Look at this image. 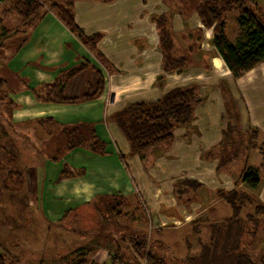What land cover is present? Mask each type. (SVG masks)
Here are the masks:
<instances>
[{
    "label": "rangeland",
    "instance_id": "374dc122",
    "mask_svg": "<svg viewBox=\"0 0 264 264\" xmlns=\"http://www.w3.org/2000/svg\"><path fill=\"white\" fill-rule=\"evenodd\" d=\"M254 1L256 7L255 10L258 14L262 16L264 20V0ZM11 2H14V0H5L0 2V75L2 77L5 76L7 80L9 79V83L7 84L6 80L5 84L7 85L0 89V154L2 153L6 155V158H14L15 162L13 165L10 163L5 164L4 169L6 171L3 168L0 169V252L5 253L8 257L7 259H10V261H12V259L15 260L17 264H73L75 260L77 261L82 257H86L88 255V252L89 258H93L98 254H100L101 257L105 258V255H107L109 258L108 261H110L108 264H111L113 255L116 252L117 244L121 245L124 248V254L127 255L129 254V252L131 253V251L126 250L125 248L126 242L120 238L123 235V233H121L122 229L117 227L116 233L113 235L112 238H110L109 236L107 238L105 236L100 235V232H98L97 227L100 225V223H98L96 220L99 218L98 215H96V218H94L95 222H92L90 225L82 224V221L79 225L75 220L73 221V216L71 215L58 224L49 225L48 223H46V220H43L42 218L40 212L41 208H36V205L38 203L35 198L37 184L35 183L34 177L30 178L29 175H27L26 167L31 162L35 161V159L41 154V151L39 150L40 140H38V136L42 134L46 135L50 131V129H48L44 124V121H46V118L48 117L40 116L30 120L20 121H15L12 118L15 117V115H18L16 114L17 108L15 107L16 104L14 106V102L12 105L7 103L8 99L6 97V86L14 87L18 82L24 83L28 81V78L19 79L18 74L16 76L10 77L9 69L6 66V61L8 60L9 56L11 57L14 54L17 48V42L20 41L24 35H27L28 38V42L24 45L25 50L32 45L39 47V50L37 49V55L35 56L36 51L32 55L35 56V61L39 62V64L36 66H41L43 64L41 56L44 55L45 51L56 52L58 54L57 49L59 40L60 42H62V45L60 44L61 48L67 51L63 44L68 41V39H71L72 36L69 33L70 31H68L66 26H63L64 24L60 22V20L56 17L57 15L52 11L46 14V16L42 19V22H39L34 32L24 33V29L26 28L21 26V18H19V16L14 12H11L9 14L5 12L7 5L9 3L11 4ZM75 11L78 21H81L82 24L86 27V29L89 30H85L87 33L90 34L92 32L101 31L102 33H104L103 38L104 36H108L106 39L102 38L98 45L106 55V60L111 63V70H114V65L110 60L111 58H109L108 56V50L109 52H111L113 45L120 44V37H125L129 35H133V37H136L135 35H138V28L133 27V22L144 21L145 23H147V25L144 27L145 29L143 32L147 36L145 38L147 39L150 47L147 51H145V54H139V58H135L140 60L142 58L145 67L148 68H152L156 64V70L159 69L158 71H161V65L155 62V57L153 56L155 55L156 57L160 58L163 53L162 48L158 42L157 30L155 25L151 23L152 20L142 19V13H149L150 16L154 18L156 14H161L163 12H171V6L164 4V0H148V5H146L144 0H75ZM133 12L134 14L132 15V18L130 20L126 16V13L131 14ZM138 12H140V14H138ZM198 18L200 19L197 13L185 18L184 16L179 15L176 12L173 14V17H171L172 21H178L180 19H184L183 21H185L183 23L185 28L182 30H179V28L176 25L174 26L172 22V25L174 26L173 28H175L176 31V36L179 41L183 44V46H186V44L189 43L188 38L192 37V34L195 35V37L198 34L197 32H195L197 28H190L197 24L198 21H201V19L199 20ZM224 19L227 24L228 37L233 43H235L236 40H238L242 36V29L238 23V13L236 11L228 13L225 15ZM175 23L179 24L177 22ZM122 25L125 26L127 29H130L131 27L132 29L129 31H125L123 28L122 32L125 33L123 34V36H117V41V38H115V36L118 35V26ZM200 29L203 32L201 34V38L204 37V39L202 41L200 39L199 47H195L194 56L195 60L202 64V68L194 67L192 69L182 70L181 74H178L179 71H176L175 73L169 75L163 74V80L158 79L160 77H158V75H161L162 73L159 74V72H157V76L155 77L154 72L151 73V71L147 70L148 75L145 86L149 85L150 82H154V78H156L155 84L159 89H161V87L164 86L162 83H165V79L169 78L176 79L177 81H182V84L190 83L192 80H197L202 83V90L204 91V93H207L209 90H213L209 94L208 100L212 99L213 96L215 97V103L211 104V106L213 107V111H215V114L219 117V120H217L216 117L211 122L205 120L206 124L210 123V128L212 130L210 131V128L205 127L204 124L203 136L206 135V137H202V140H200V137H198L196 141L192 142L195 143L192 145L185 144L184 140H189L188 138L190 137L192 131L198 130V126L196 124L200 125L201 122H196L195 120L194 123L188 125L187 128L177 129L176 137L172 141V143L174 141L176 142L172 146H174L176 143H181L180 150H177V155H170L168 158H166L165 161L169 164L167 166H171L173 167V169L175 168L174 173L186 172L189 173V175L194 174L195 176L200 174L199 176L201 177V179H203L202 181L205 185L203 187L204 199L206 198V201L204 200V203L207 206L203 205V207L205 206L204 208L206 209L203 210V207L201 208V213L197 216L196 222L198 224L200 223L201 227L206 226L209 222H215L213 230L217 231L221 228V225L228 224V220L226 219L227 216H218V212L219 214H222L225 211H229L231 215V207L224 199V196L227 191H230L233 188H238L246 189L254 197H256V195H259L260 192L261 194H264V168H260L263 161L262 153L259 148L251 150L250 155L247 158L242 153L240 158L236 160L230 167V170L232 171L226 168L227 170H222L219 173L214 170L216 167L215 163L217 161V158L214 159L210 158L207 155L205 156V154L202 155L203 150L210 148V146L216 140H214L215 131H217V134L219 135L221 133V129L225 126V120L222 117L223 102L220 101L221 96L219 94L220 90L223 91V87H219L217 85L219 91L217 90L216 83L218 82V77L215 79L213 71H215L219 75H225L227 73V67H225L221 58H219L220 56L216 53V50L211 41L214 26L212 25L207 27L205 23L202 22V28ZM43 38L46 40V45L41 43V39ZM143 41L144 39L142 37H138L135 40L137 48L141 46L140 44ZM70 44L74 46L75 42L73 44ZM115 53L116 51L114 50V54ZM26 54L27 53L25 51L21 54V56H26ZM145 55L149 64H151V61H153V64L151 66L146 64ZM126 60H128L129 64V61L132 60V57H130V59L127 58ZM32 62L34 63V61ZM113 62L115 64L118 63L115 60ZM124 63L125 59H119V66H125ZM8 64L10 66V63ZM57 64L59 63H56L54 65ZM118 65L116 64V66ZM210 66L213 67L212 70H210ZM58 68L59 66H56V69H54L55 73L60 71V69ZM263 69L264 68L262 66L256 68V70L254 71L256 77L260 75L261 76L257 79V82H253L250 84L245 83L244 80L250 79L254 77V75H246L241 80L234 81L229 71V76H227V79L232 85L233 94L235 96V99L238 101L243 126L248 127L249 125H251L252 127H257L260 131V142L264 143ZM4 71L6 74L4 73ZM89 74L92 76L90 72H86L81 74L83 75L82 79L79 77L70 79V81H74L76 87H74L72 83L70 88V83L67 82L64 88H66L68 94L77 95L84 91L86 92L89 88V85L87 88H85L84 81L88 79ZM67 79L68 78H65L64 81H67ZM77 79L81 80L76 81ZM137 79L140 81L139 77ZM115 81L117 82V80ZM81 83L84 85L83 87L81 86ZM152 91H154V89H152ZM79 103L82 102H78L76 104ZM52 108L53 106L51 107V109ZM257 108L258 111H255ZM52 110L56 112L60 109ZM221 112L222 116L220 117ZM73 113H66L65 115ZM212 114H214V112ZM211 116L214 117L213 115ZM112 117L113 115L110 114L108 118ZM106 120L107 119H105L103 122L105 123ZM29 122H32V124H29ZM94 122H96L97 125L99 124V122L97 121ZM97 125H95L96 131L98 128ZM53 126L54 125L49 127ZM97 133L100 135V133H102V130L100 129V133L99 131H97ZM188 133L189 135L187 136ZM62 135H60L58 138L52 139L54 140L51 146L52 149L50 147L52 153L55 152L57 147H59V142H61ZM103 137H106V135L104 134ZM103 137L101 138L106 141L107 144H112L116 141L114 137L109 136V140ZM179 139L181 140L180 142H178ZM172 143H163L152 148L150 153L147 155L145 161H143V159L141 158L142 164L147 167L154 165L156 156L159 157L161 154H163L164 151L168 149V146H170ZM61 145L62 143L60 144V146ZM80 147L86 148L90 151V149L86 146ZM53 154H56V152ZM172 157L176 158V166H173L174 164L170 162L172 161ZM134 162L136 161H133V163ZM32 166L33 168H36L37 162L32 163ZM247 166L256 168L259 171V189H251L249 185L242 180L241 182L244 185H239L235 187L232 186V188H229L230 186H228V178L233 177L234 179H236L239 176L240 171ZM9 167L10 169H17L22 171L23 176L16 175L12 178H7V172ZM173 169H171L170 171H172ZM227 174H229L230 177H227ZM18 176L19 179L17 180ZM40 176L41 170H38L37 178L41 179L42 176ZM128 177H130L129 173ZM163 177L164 174L162 173L159 179L162 183L164 182ZM122 179L125 180L124 177H122ZM155 182L159 184L157 180H155ZM136 187L137 185L135 186V188ZM165 188L166 187L163 186L161 187V190H164ZM168 189L170 191L171 188ZM124 193L125 191H123V194ZM200 194L201 191L199 192V196ZM134 196H136L137 199L135 200L137 203L139 202V207L143 209V215L145 216V211L147 209L146 206L150 211L149 205L151 204V202L147 201L141 189L139 190V193H135ZM127 202L128 204L124 207V209L132 210L135 207L134 199L131 198V200H127ZM181 202H178V204H182L184 207H187L185 204H183L185 201ZM256 202L258 203V200ZM161 204L165 207V209H167L166 201L161 202ZM254 207L255 206L252 205L248 206L244 210L243 217L246 218L247 213L254 212ZM175 208L176 207L174 206H168L169 210H174ZM36 210L39 212H37ZM130 217V214L125 217L123 223L128 222V218ZM248 217L249 216H247V219ZM261 217H263V214H261ZM85 219L86 218H84V220ZM130 220L131 218L129 219V221ZM248 223L250 224V233L247 232L246 236H244L243 239L241 238V241L243 240V242L247 243L244 246V251H247L255 260L264 258V220L261 221V225L256 228L258 229L257 235L256 233H254V221H250ZM143 225L145 226L146 224ZM86 227H93V231L97 229V231L95 232L96 234L92 236V239L94 237L95 238L91 240V242L96 243L98 241L99 243L93 244L92 246H86L85 244L79 241L78 235L80 232H84L86 230ZM129 229L134 231L132 227L127 228V230ZM165 229L166 233L164 234L162 232H158L159 228H146L147 232L150 234V236H153L154 239H163V236L164 239H166L167 235L171 241L170 244H175L177 246L176 247L174 245H170L169 252L171 254V260L168 261V264H173V261L177 260V257L174 256L173 252L176 256H184L188 252L190 254H195L196 252L202 249L203 254L206 253L207 249H210V254H212L216 250V248L227 247L228 245L223 242L222 239L219 240L220 243L218 245V240L215 239L214 235L212 240H210V237L206 241L203 240L202 246L199 245L194 233L192 234L191 228L183 229L176 227L175 224H168V228ZM209 232H211L212 234V228H209ZM187 233L190 235L188 238ZM86 241L87 240H85L84 243H86ZM213 242H215V244ZM75 246L83 248H80L82 250L78 251L74 249ZM67 258L69 260H67ZM226 261V254H223L222 257L221 252H219L215 257L211 258L208 262H205L204 264H207L209 262V264H226ZM135 264L138 263L136 262ZM174 264L184 263L175 262Z\"/></svg>",
    "mask_w": 264,
    "mask_h": 264
},
{
    "label": "trees",
    "instance_id": "16d2710c",
    "mask_svg": "<svg viewBox=\"0 0 264 264\" xmlns=\"http://www.w3.org/2000/svg\"><path fill=\"white\" fill-rule=\"evenodd\" d=\"M164 4L171 6V12L156 14L153 18L156 23L158 42L163 52L161 56L163 73H173L181 68H202V64L195 60L194 50L195 47H199L200 39L201 41L204 39V37L201 38L203 32L200 28H197L195 30L198 33L196 37L192 34V37L188 38L189 43L183 46L172 26L171 17L175 12L185 18L197 13L207 27L214 26L212 44L216 53L224 60L230 70L234 81L264 62V20L255 10L254 0H196V2L195 0H164ZM5 10L7 14L14 12L21 18V26L26 28L24 33H32L48 12H54L60 22L87 50L97 57L101 64L109 65L105 58L106 55L98 45L104 33L96 31L89 34L84 31L77 19L75 0H14V2L7 5ZM233 11L238 13V23L242 29V36L235 43L228 37L227 24L224 19L226 14ZM27 40V35H24L17 42L14 54L24 47L28 42ZM49 68H56V66ZM86 72L92 74L87 91L77 95L68 94L66 88H64L67 82L70 83V79ZM162 75L158 76V79L163 80L164 76ZM65 78H68L67 81H64ZM5 83L6 79L0 75V89ZM216 85L223 87V91L220 90L223 102V116H221L225 120V126L221 129L220 144L217 147L208 148L205 156L216 157L218 159L216 170L222 171L227 170L226 167L238 160L242 153L247 158L251 150L259 148L263 161L260 168L263 169L264 143L260 142L259 129L251 125L248 127L243 126L238 101L235 99L232 85L227 77L219 78ZM105 87L106 79L103 70L85 59L73 67L61 70L54 82L40 83L31 88L35 98L40 102L78 103L99 98L104 93ZM7 99V103L12 105L13 101L9 97ZM203 100L202 83L192 80L190 83H177L169 86L155 99L129 102L119 111L113 113L112 118L129 142V155H138L145 161L152 148L163 143H172L176 137L177 129L187 128L188 125L194 123L198 118V107ZM46 123H52L55 127L58 122L56 119L48 117ZM95 125H97L96 122L81 121L73 123L72 126H66L61 130L63 135L59 147L55 150L56 154H61L65 150L71 151L79 146H86L93 153L108 154V144L98 135ZM14 162V158H6V155L0 154V169H4L5 164L10 163L13 165ZM69 168L71 167L66 164L62 175L68 173ZM72 171V175H84L86 172L84 167L72 169ZM16 175L23 176V173L9 167L7 178ZM259 179V171L256 168L247 166L240 171L235 185L238 186L242 180L251 189H256L259 186ZM173 185L174 195L178 202L185 201L183 204L188 208H191L192 203L200 200L199 192L205 186L198 178L185 175L177 177ZM224 199L231 207L232 214L226 218L228 224L221 225V228L217 231L213 230L215 222L212 223L211 240L215 235V239L218 240L217 244L219 245V240L222 239L223 242L228 244L227 247L216 248L212 254H210V249H207L206 253H201V255L188 252L185 256H178L173 264L175 262L204 264L219 252H221L222 257L223 254H226V264H264V258L255 260L247 251H244V246L247 243L241 241V238L243 239L246 233L249 232L250 224L248 222L250 221H254V233L257 235L258 229L256 228L264 220V205L257 203V198L252 196L246 189L233 188L227 191ZM99 200L96 202L98 205L93 206L88 214L100 211L102 214L104 212L109 214V217L118 216V226H120L119 219L121 215L126 213L124 207L128 203V198L121 192H116L100 195ZM251 205L255 206L254 212L247 213L248 219L247 216L244 218V210ZM105 214H97L103 222L105 221ZM261 214H263V217H261ZM93 217V214L89 215L85 221H82V224L90 225L95 218ZM195 222H191L196 229L194 231L193 228V233H196L199 229ZM100 228H102L101 221ZM98 232L101 231L98 229ZM120 238L126 242V248L132 250L138 264H168L170 260L167 247L164 244L161 247L156 245L155 240L147 230L135 229L132 231L129 229ZM213 243L215 244V242ZM80 248L83 247L76 246L74 249L80 251L82 250ZM124 253V248L117 244L115 256L111 260L112 264L123 262L126 256ZM174 256L176 257L175 254ZM7 258L5 253L0 252V264H17L15 260L10 261ZM67 260L69 259L67 258ZM85 260L82 257L77 261L75 260L73 264H83L87 262Z\"/></svg>",
    "mask_w": 264,
    "mask_h": 264
},
{
    "label": "crops",
    "instance_id": "0c3cea01",
    "mask_svg": "<svg viewBox=\"0 0 264 264\" xmlns=\"http://www.w3.org/2000/svg\"><path fill=\"white\" fill-rule=\"evenodd\" d=\"M144 2L146 3V5H148V0H144ZM133 14L134 12L131 14L126 13V16L131 20ZM138 14H140V12H138ZM142 16H143L142 19L152 20L151 23H153L156 27V23L149 13L144 12V14L142 13ZM183 20L184 19H180L178 21H172V22L174 26L176 25L179 28V30H182L185 28V26L183 25L185 21ZM175 22L179 24H176ZM80 24L84 29V31L85 30L89 31L86 29V27L82 24L81 21ZM133 24H134L133 27H137L138 30H140L141 32L137 30L138 35H135L136 37H133V35L120 37L119 38L120 44L113 45L111 52H109V50L107 52L109 58H111L110 59L111 62L114 65V70L110 69V65H111L110 62H108L109 65L107 66L101 64V62L97 60V57L93 55L89 50H87L83 46V44L80 41H78L70 32L69 33L71 34L72 38L68 39V41H66L63 44L67 51L61 48L60 44L62 45V42H60L59 40L58 49H57L58 54L56 52L45 51L44 55L41 56L43 61V64L41 66H36L39 64L38 61H35L36 59L35 56L37 55V49L39 50V47L38 46L36 47L35 45L28 47L26 50L23 47L20 51L16 52V54H13L11 57L9 56L8 60L6 61V66L9 69L10 77L16 76L18 74L19 79L28 78V81L24 83L18 82L14 87L6 86L7 87L6 94L8 95L7 97H9L14 102V106L16 104L15 107L17 108L16 114L18 115L17 116L15 115V117L12 118L15 121H20V120H30L35 117L41 116V117L54 118L58 122L55 127H49L52 126L53 124L52 123L47 124L46 121H44L45 126L48 129H50V131L46 135L42 134L38 136L39 137L38 140H40L39 150L41 151V154L35 159V161L31 162L26 167L27 175H29L30 178L34 177L35 183L37 184L35 198L38 203L36 205V208L37 207L41 208L40 212L42 218L43 220H46V223H48L49 225L58 224L64 221L70 215L73 216V221L75 220L80 225V222L85 221L84 218L89 217V215L93 214L94 217L96 218L97 214L98 215L105 214V212L102 214L100 211L92 212L91 214H88V211L93 206L96 207V205H98V203L96 202L100 201L99 200L100 195L113 194L116 192H121L123 194V191H125L123 195H125L128 198V200H131V198H133L135 207L132 210L130 209L125 210L126 213L120 216L119 219L121 224L120 226H118V216L109 217V214H105L104 222L103 220H101L102 218L96 219L98 223H100V221L102 222V228H100V225L97 226L99 231H101L100 235L105 236L107 238L108 236L112 238L113 235L116 233L117 227L122 229L121 233H123V235L127 233V228H131V227L134 230L135 229L146 230V228L150 229L151 227L159 228L158 232H162L165 234L166 233L165 228H168V224H175L176 227L183 229L191 228L193 234L194 227L191 222L196 221L197 216L201 213V208L203 207V205H205L204 200L206 201V198L204 199V190L203 188L200 190L201 191V194L199 196L200 200L193 203L191 205V208L184 207L182 204H178L177 202L178 200L174 195L173 182L176 180L177 177H181L184 175L188 176L189 173L186 172L174 173L175 168L173 169V167L167 166L169 164L166 163L165 161L166 158H168L170 155L171 156L177 155V150L178 149L180 150L181 143H176L174 146H172L176 142L174 141L170 146H168V149L164 151L163 154H161L159 157L156 156L154 165L150 167L144 166L142 164L141 158L138 155H133V156L128 155L130 146L128 144L126 137L118 128L115 121L112 118H108L110 114L113 115V113H115L117 110H119L129 102L155 99L159 97L169 86L182 82V81H177L176 79L166 78L164 86L161 87V89H159L155 84L156 78H154L155 79L154 82H150L149 85L145 86L148 71H151V73L154 72L156 77L157 72H159L158 71L159 69L156 70L157 68L156 64L152 68L145 67L143 59L142 58L141 60L137 59L139 58V54H143V53L145 54V51L148 50L150 45L148 44V41L145 38L147 36L143 32L145 29L144 27L147 25V23H145L144 21H137V22H133ZM123 28L125 31H129L132 29V27L130 29H127L123 25L118 26V35L115 36V38H117L116 39L117 41H118L117 36L120 35L123 36V34L125 33L122 32ZM190 28H202V22L198 21L197 24H195L193 27ZM107 37L104 36L103 39H106ZM138 37H142L144 39V41L140 44L141 46L139 48H137V45L135 43V40ZM74 42L75 45L72 46L70 43L73 44ZM41 43L46 45V40L44 38L41 39ZM114 50L116 51L115 54H114ZM25 51L27 53L26 56H21V54ZM35 51H36L35 56H32L35 53ZM153 56L155 57V62L161 65L162 62L161 57L159 58L156 57L155 55ZM130 57H132V60H130L128 64V60L126 59L127 58L130 59ZM145 58L146 60L145 59L144 60L146 61V64L151 66L153 64V61H151V64H149L146 55ZM85 59L88 60L90 63L99 66L104 72V76L106 79V87L102 96H100L95 100L82 102L79 104L76 103L63 104V103H55V102L45 103V102H40L35 98L31 87H35L40 83L53 82L58 77V74L60 73L61 70H65L67 68L73 67ZM119 59H125V63H124L125 66L121 67L118 65ZM114 60L118 62L116 63L118 66H116V64L113 62ZM221 60L225 65V67H227L224 60L222 58ZM32 61H34V63ZM8 63H10V66ZM56 63L59 64L54 65ZM51 66H59L58 69H60V71L55 73L54 69L56 68H49ZM259 66H262L264 68V62H262L261 64L250 70L249 72L245 73L238 80H241L246 75H254V77L250 79H246L244 80V82L247 84L257 82V79L261 75L256 77L254 71ZM212 69L213 67L210 70ZM182 70H186V69L181 68L180 70H177L179 71L178 74H181ZM229 71L230 70L227 67V71H226L227 73L225 75L222 74L219 75L215 71H213V73L215 75V79L217 77L219 79L221 77L229 76L228 75ZM161 73L168 75L172 74V73H163L162 66L159 74ZM77 77L82 79L83 75ZM90 77L91 75L89 74L88 79L84 81L85 88H87L90 83L91 80ZM138 77L140 81L137 79ZM4 78L7 80L5 76ZM81 79H77L76 81H80ZM115 80H117V82ZM8 83H9V79L7 80V84ZM72 83L74 87H76L74 81H70V88ZM7 84H4V86ZM107 84L109 85V88ZM81 86L83 87L84 85L81 83ZM152 89H154V91H152ZM217 90L219 91L218 87ZM212 91L213 90H209L207 94L204 93V91L202 90L204 95V100L198 107L197 110L198 118L196 119V122L200 121L201 124L200 125L196 124L198 126V130L192 131L191 136L188 138L189 140L187 139L184 140L185 141L184 143L187 145L195 144L192 142L196 141L198 137H200V140H202V137L204 136L206 137V135L203 136L204 124L205 127L210 128V123L206 124L205 120L211 122L214 120L215 117L217 118V120H219V117L215 114V111H213V107L211 106V104L215 103L214 101L215 97L213 96L212 99L208 100L209 94ZM220 101L222 102V98H220ZM52 106H53L52 109H60V110L54 112L51 109ZM70 110H74L75 112ZM211 111H213L214 114H212L213 112ZM255 111H258V108ZM66 113H73V114L65 115ZM210 114L213 115L214 117H212ZM105 119L107 120L104 123L103 121ZM81 121H89V122L97 121L99 122V124L97 125L98 127L97 131H99L100 133V129L102 130V133H100V135L98 134L100 137H103L104 134L106 135V137L103 138L108 140H109V136L114 137V139L116 140L115 143L112 144L108 143L107 145L108 154L102 155L98 153H91V151H89L88 149L80 146L74 148L71 151L65 150L63 153L61 152V154H53L55 152L52 153L51 151L52 149L51 146L54 142V140L52 139L58 138L60 135H62L61 130L64 129L66 126L72 125L75 122L79 123ZM29 124H32V122H29ZM211 130L212 129L210 128V131ZM220 138H221V133L218 135L217 131H215L214 140L215 139L216 140L210 146V148L217 147V145L220 144ZM180 141L181 140L179 139L178 142ZM47 148L50 150H48ZM206 150H203L202 155L206 153ZM114 152H117L118 154ZM213 158L216 159V157ZM133 161L136 162L133 163ZM34 162H37L36 168H33L32 166V163ZM170 162L174 164L173 166H176V158L172 157V161ZM66 164H68L71 168L68 169L67 171L68 173L62 175V173L65 170L64 168ZM217 164H218V159L215 163L216 167ZM232 165L233 164H230L226 168L230 170V167ZM83 167L86 170L84 175H72L73 172L72 169H78ZM216 167L214 170L219 173L220 171H217ZM125 168L127 169L130 177H128V173ZM171 169L173 170L170 171ZM38 170H41V176H42V177L40 176L41 179L37 178ZM162 173L164 174L163 183L159 180ZM199 175L195 176L194 174H191L189 175V177L198 178V180L202 181L203 179H201ZM226 176L230 177L229 174H227ZM122 177H124L125 180L122 179ZM230 178H228L230 180V181L228 180L229 182L228 186H230L229 188H232V186L235 187L236 186L235 182L238 177L236 179H234L233 177ZM154 179L157 180L158 182L160 181L159 182L160 185L157 184ZM136 185L138 188L137 187L135 188ZM239 185H244V184L240 182L238 186ZM163 186H165L166 188L164 190H161V187ZM259 186L257 187L258 189ZM168 188H171L170 191ZM138 189L139 190L141 189L147 201L151 202V204L149 205L150 211L146 206L147 209L145 211L146 213L145 216L143 215V209H141V207L138 208L140 206L139 202L137 203L135 200L137 198L136 196H134V194L139 193ZM256 197L258 203L264 205V194H261L260 192L259 195H256ZM163 201H166L167 209H165V207L161 204V202ZM127 204L128 203H126V205ZM169 205L174 206L176 208L174 210H169L168 209ZM204 207L203 210L206 209ZM129 214L131 216L130 217L131 220L129 221L130 218H128V222L123 223V220ZM218 216H227L226 218H228L231 215L229 211H225L222 214H219L218 212ZM94 222L95 220H93V223ZM195 223L196 226L199 227L198 231L194 233L195 238L198 241L199 245H202L203 240L206 241L209 239V237L211 240L212 234L211 232H209V228H211L212 222H209L206 226H202V227L200 226V223L199 224L197 222ZM143 224L146 225L144 226ZM93 229H94L93 227L90 228L86 227V230L84 232H80L78 235L79 241L85 244L86 246H92L93 244L99 243L98 241L96 243L91 242V240L95 238L94 237L92 239V236L96 234L95 233L96 230L93 231ZM195 230L196 229L194 228V231ZM189 236L190 235L187 233V238ZM151 237L153 238V236ZM85 240H87L86 243H84ZM154 240L156 245L161 247L162 244H164L167 247L168 257L171 260V256H170L171 254L169 252L170 245H174V246L176 245L170 244L171 241L167 235H166V239H164L163 236V239L156 238ZM126 247L127 245L125 246V248ZM126 250L131 251V253L129 252V254L125 256V260L123 262H119L117 264H135L137 262L135 261L132 250L130 248L129 249L126 248ZM202 250H199L194 255H198V254L201 255ZM173 254L175 253L173 252ZM114 256L115 254L113 255V258ZM84 258L86 259L85 261L87 262H84L83 264H108L110 262L108 261L109 258L107 255H105V258L101 257L100 254L96 255L93 258H89V252L88 255Z\"/></svg>",
    "mask_w": 264,
    "mask_h": 264
}]
</instances>
